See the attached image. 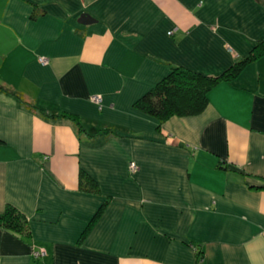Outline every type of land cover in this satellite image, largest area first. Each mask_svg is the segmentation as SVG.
<instances>
[{
	"label": "crops",
	"instance_id": "0c3cea01",
	"mask_svg": "<svg viewBox=\"0 0 264 264\" xmlns=\"http://www.w3.org/2000/svg\"><path fill=\"white\" fill-rule=\"evenodd\" d=\"M263 37L264 0L0 1V212L29 222L0 226V264H264V55L161 130L134 106L170 66L219 73Z\"/></svg>",
	"mask_w": 264,
	"mask_h": 264
},
{
	"label": "trees",
	"instance_id": "16d2710c",
	"mask_svg": "<svg viewBox=\"0 0 264 264\" xmlns=\"http://www.w3.org/2000/svg\"><path fill=\"white\" fill-rule=\"evenodd\" d=\"M263 55L264 37L258 39L247 54L233 61L219 73L209 74L195 71L184 66H170L167 74L142 94L134 102V106L138 110L157 119L158 129L161 130L160 125L171 116H188L202 112L208 103V94L213 86L219 82H232L246 64ZM5 91L17 97L18 102L32 112L43 116L45 115L51 119L63 118L69 121L75 127L79 137H96L97 135L110 137L119 135L114 127L102 129L91 128L89 130L82 123L78 115L74 113L46 112L36 104L25 101L22 96L10 90ZM79 189L85 193H100L98 182L82 169L79 170ZM106 202L107 201H104L100 206L93 219L83 231L81 238L86 235L93 220L102 211ZM0 226L16 234H29V222L26 214L13 204H6L3 211L0 212ZM195 247L197 249L198 258H200L202 256L201 251L198 250L199 247L197 245H195ZM36 258H39V256Z\"/></svg>",
	"mask_w": 264,
	"mask_h": 264
},
{
	"label": "water",
	"instance_id": "95a60500",
	"mask_svg": "<svg viewBox=\"0 0 264 264\" xmlns=\"http://www.w3.org/2000/svg\"><path fill=\"white\" fill-rule=\"evenodd\" d=\"M78 22L83 24L91 23L95 22V19L89 13H81Z\"/></svg>",
	"mask_w": 264,
	"mask_h": 264
},
{
	"label": "built area",
	"instance_id": "2783aa9c",
	"mask_svg": "<svg viewBox=\"0 0 264 264\" xmlns=\"http://www.w3.org/2000/svg\"><path fill=\"white\" fill-rule=\"evenodd\" d=\"M39 60L42 63H47V58L40 57ZM92 98L94 100H98V96H96V95H94ZM44 253H45L44 249H33V255L34 256L43 255Z\"/></svg>",
	"mask_w": 264,
	"mask_h": 264
},
{
	"label": "rangeland",
	"instance_id": "374dc122",
	"mask_svg": "<svg viewBox=\"0 0 264 264\" xmlns=\"http://www.w3.org/2000/svg\"><path fill=\"white\" fill-rule=\"evenodd\" d=\"M0 1H2V0H0ZM34 249V248H33ZM33 249H32V255H33ZM34 256V255H33ZM38 256H40V255H38ZM35 257H37V256H35Z\"/></svg>",
	"mask_w": 264,
	"mask_h": 264
}]
</instances>
